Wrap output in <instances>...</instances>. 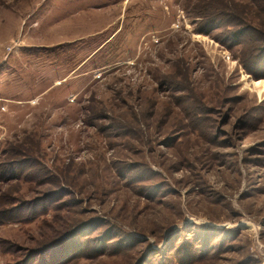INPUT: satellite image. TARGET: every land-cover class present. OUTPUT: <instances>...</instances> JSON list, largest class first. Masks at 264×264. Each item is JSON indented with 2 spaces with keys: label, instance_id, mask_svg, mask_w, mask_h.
Wrapping results in <instances>:
<instances>
[{
  "label": "rangeland",
  "instance_id": "1",
  "mask_svg": "<svg viewBox=\"0 0 264 264\" xmlns=\"http://www.w3.org/2000/svg\"><path fill=\"white\" fill-rule=\"evenodd\" d=\"M0 149V264H264V0H0Z\"/></svg>",
  "mask_w": 264,
  "mask_h": 264
},
{
  "label": "trees",
  "instance_id": "2",
  "mask_svg": "<svg viewBox=\"0 0 264 264\" xmlns=\"http://www.w3.org/2000/svg\"><path fill=\"white\" fill-rule=\"evenodd\" d=\"M21 149V145H15L13 147V149L10 151L12 154L18 153ZM0 161L3 159V154L5 152V149H0ZM11 159V158H10ZM35 162L37 159H34ZM33 161V165L27 166L25 167L24 170H22L21 166H19V171L17 169V174L18 177L20 179H26L27 181H32L35 182L39 179V175L38 173L42 170L43 168H45L43 165H41V163H35ZM14 161L13 162H9V163H1L0 162V184L4 183L7 180V175L8 173H11V171H13L12 167H14ZM16 170V169H15ZM43 174L44 172H40V174ZM6 196V201H3V205H0V208H10L13 205H15L18 201L15 198H11L8 194L6 193H2L0 198H3ZM16 200V201H15ZM20 205V203L16 204V206ZM6 210V211H5ZM0 209V225L2 224H7V223H29L31 222L33 219H35L38 215L37 214H29V215H25V214H18V215H11L9 213H13V209H11V212L7 211L9 209ZM230 233H227V235H229ZM186 236V235H183ZM189 239V238H187ZM174 241V240H173ZM197 243V242H196ZM126 248L130 249L133 246V244H129V245H125ZM191 248H196V246L191 245ZM186 254V252H185ZM195 258V260H194ZM196 255L191 252L187 255H185V257L179 261H177V264H192L196 261ZM174 260V259H173ZM169 263H171L170 259L167 260ZM173 264V263H172Z\"/></svg>",
  "mask_w": 264,
  "mask_h": 264
}]
</instances>
